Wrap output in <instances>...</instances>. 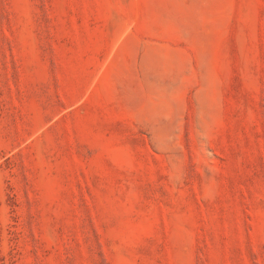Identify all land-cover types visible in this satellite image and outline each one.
I'll return each mask as SVG.
<instances>
[{
	"label": "rangeland",
	"instance_id": "1",
	"mask_svg": "<svg viewBox=\"0 0 264 264\" xmlns=\"http://www.w3.org/2000/svg\"><path fill=\"white\" fill-rule=\"evenodd\" d=\"M0 264H264V0H0Z\"/></svg>",
	"mask_w": 264,
	"mask_h": 264
}]
</instances>
